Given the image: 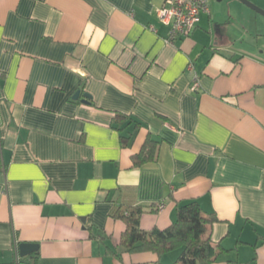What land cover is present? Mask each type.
I'll list each match as a JSON object with an SVG mask.
<instances>
[{"label":"crops","instance_id":"1","mask_svg":"<svg viewBox=\"0 0 264 264\" xmlns=\"http://www.w3.org/2000/svg\"><path fill=\"white\" fill-rule=\"evenodd\" d=\"M164 3L0 0V264L22 243L36 264H173L122 254L114 215L163 230L192 200L218 218L215 264H264V20L209 0L171 44Z\"/></svg>","mask_w":264,"mask_h":264},{"label":"trees","instance_id":"2","mask_svg":"<svg viewBox=\"0 0 264 264\" xmlns=\"http://www.w3.org/2000/svg\"><path fill=\"white\" fill-rule=\"evenodd\" d=\"M160 143L149 138L141 152L134 158V166L140 167L156 162ZM145 213L142 207H121L114 219L121 220L126 230L121 237V253L136 254L150 252L159 258L174 251H180L173 264H215L224 253L210 237L211 227L218 222L215 214H207L195 201L179 203L177 220L166 229L154 228L151 231L141 229V217ZM38 253L21 258L20 264H36Z\"/></svg>","mask_w":264,"mask_h":264},{"label":"built area","instance_id":"3","mask_svg":"<svg viewBox=\"0 0 264 264\" xmlns=\"http://www.w3.org/2000/svg\"><path fill=\"white\" fill-rule=\"evenodd\" d=\"M209 12V0H165L158 10L160 20L170 27L169 43L177 38H185L197 28L202 13ZM193 69L189 64L188 70ZM195 88L198 87V77L194 78ZM15 264H20V261Z\"/></svg>","mask_w":264,"mask_h":264},{"label":"water","instance_id":"4","mask_svg":"<svg viewBox=\"0 0 264 264\" xmlns=\"http://www.w3.org/2000/svg\"><path fill=\"white\" fill-rule=\"evenodd\" d=\"M221 1V0H219ZM239 2H241L242 4H244L245 6H247L248 8H250L251 10H253L254 12L258 13L259 15L264 17V10L262 8H260L259 6H257L256 4L250 2L249 0H238ZM80 96V92H77L73 99H78ZM85 101L87 102L88 99H90V96L85 95ZM20 256L21 257H27L33 253H35L36 251H38L39 249V245L37 244H30V243H22L20 244Z\"/></svg>","mask_w":264,"mask_h":264},{"label":"rangeland","instance_id":"5","mask_svg":"<svg viewBox=\"0 0 264 264\" xmlns=\"http://www.w3.org/2000/svg\"><path fill=\"white\" fill-rule=\"evenodd\" d=\"M249 1L252 2V0H249ZM257 2H258V3H261V4H264V0H263V1H261V0H257ZM252 3H255V2H252ZM261 4H260V5H261ZM259 7H261V8L263 7L262 9L264 10V5H263V6H259ZM259 17H260L262 20H264V17H263V16L259 15Z\"/></svg>","mask_w":264,"mask_h":264}]
</instances>
